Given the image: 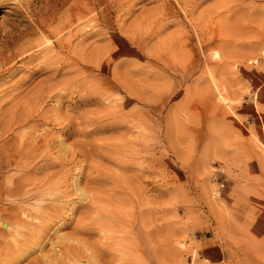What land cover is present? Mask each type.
<instances>
[{
	"label": "rangeland",
	"instance_id": "rangeland-1",
	"mask_svg": "<svg viewBox=\"0 0 264 264\" xmlns=\"http://www.w3.org/2000/svg\"><path fill=\"white\" fill-rule=\"evenodd\" d=\"M42 205L50 239L10 262ZM59 240L65 264H264V0H0V264Z\"/></svg>",
	"mask_w": 264,
	"mask_h": 264
},
{
	"label": "bare ground",
	"instance_id": "bare-ground-1",
	"mask_svg": "<svg viewBox=\"0 0 264 264\" xmlns=\"http://www.w3.org/2000/svg\"><path fill=\"white\" fill-rule=\"evenodd\" d=\"M69 127V126H68ZM66 129V128H65ZM94 131V130H93ZM87 150V149H86ZM91 150V149H90ZM125 150H126V148H125ZM85 151V150H84ZM34 152V151H33ZM81 152H82V150H81ZM80 152V153H81ZM72 153V152H71ZM90 153V152H89ZM66 154V153H65ZM79 154V153H78ZM83 154V153H82ZM26 155V154H25ZM84 155V157L85 158H87V155L86 154H83ZM93 155V154H92ZM90 156V155H89ZM72 158V157H71ZM74 160V159H73ZM77 160V159H76ZM86 160V159H85ZM89 160V159H88ZM75 161V160H74ZM73 162V161H72ZM46 164V163H45ZM45 166V165H44ZM97 166V165H96ZM95 166V167H96ZM49 167V166H48ZM98 167V166H97ZM102 168H104V167H102ZM40 169V168H39ZM100 169H101V166H100ZM99 170V169H98ZM105 170V169H104ZM97 171V170H96ZM101 171H103V170H101ZM82 172V171H81ZM98 173V172H97ZM99 173H100V171H99ZM98 173V174H99ZM102 173V172H101ZM103 173H104V171H103ZM83 175H84V173H82ZM94 174H96V173H94ZM94 174H93V176L92 175H90L91 177H88V181H89V184H91L90 183V181H92V183L93 182H98V180H103V178H101V177H98V175L97 176H94ZM106 174H108L107 172H106ZM103 175V174H102ZM100 176H101V174H100ZM77 177V176H76ZM83 177V176H82ZM82 177L79 179V181H82L83 179H82ZM114 177V176H113ZM19 179H23V177L22 178H20V177H18ZM32 178V177H31ZM49 178H50V175H47V177H46V179L44 180V181H40L41 183H42V188L44 187V186H47L48 184H49V182H48V180H49ZM112 178V177H111ZM18 179V180H19ZM78 179V178H77ZM82 179V180H81ZM108 179V178H107ZM127 179V178H126ZM17 180V179H16ZM25 180H26V178H25ZM24 180V181H25ZM27 182H29V180H30V178H27ZM55 180V179H54ZM117 179H115V181H116ZM58 181V180H57ZM78 181V180H77ZM76 181V182H77ZM119 181V180H118ZM19 182H20V180H19ZM21 182H23V181H21ZM20 182V183H21ZM26 182V183H27ZM37 181H35V183H36ZM39 182V181H38ZM37 182V183H38ZM50 182H51V180H50ZM102 182H104V181H102ZM102 182H99V183H101V185H102ZM129 182V181H128ZM16 183V182H15ZM94 183V184H95ZM19 184V183H18ZM32 184V183H31ZM30 184V185H31ZM38 184H40V183H38ZM80 183H78V184H76V185H79ZM104 184V183H103ZM128 184V183H127ZM16 185V184H15ZM26 185V184H25ZM29 184H27L26 186H28ZM74 185V184H73ZM14 186V185H13ZM32 186V185H31ZM31 186H29V187H31ZM36 186V185H35ZM72 186V185H71ZM97 186H98V184H97ZM103 186V185H102ZM28 187V188H29ZM40 187V186H39ZM92 187V186H91ZM91 187H90V189H91ZM95 187V186H94ZM114 187V186H113ZM116 187V186H115ZM28 188H27V190H28ZM34 188V187H33ZM32 188V189H33ZM41 188V189H42ZM62 188V187H61ZM107 188V187H106ZM24 189H26V187L24 188ZM23 189V190H24ZM32 189H29V190H32ZM35 190H37V188L35 187L34 188ZM76 189V188H75ZM92 189H94V188H92ZM103 189V188H102ZM28 190V191H29ZM34 190V191H35ZM76 190H78V191H82L81 190V188H79V186H77V189ZM106 190H108V189H106ZM106 190H105V192H106ZM115 190V189H114ZM114 190H110V191H114ZM11 191H13L15 194H17V196H19V195H22V194H25V193H23V191L21 190V188H20V190H19V188H17L16 186L15 187H13L12 189H11ZM25 191V190H24ZM40 191V190H39ZM39 191H38V193H39ZM44 191V190H43ZM87 191V190H86ZM90 191H93V190H90ZM97 191V190H96ZM32 192V191H31ZM88 193H89V191H87ZM119 192V191H118ZM30 193V192H29ZM33 193V192H32ZM36 193H37V191H36ZM87 193V194H88ZM107 193V192H106ZM13 194V193H12ZM14 194V195H15ZM90 194V193H89ZM105 194V193H104ZM122 194V193H121ZM38 195V194H37ZM81 195H84V192L82 191L81 192ZM114 195H116V193H114ZM16 196V195H15ZM27 196V195H26ZM28 196H29V194H28ZM33 196H34V194H33ZM67 196V195H66ZM102 196V195H101ZM101 196H99V197H101ZM21 197V196H20ZM23 197H24V195H23ZM98 197V198H99ZM118 197V196H117ZM27 198V197H26ZM30 198V197H29ZM28 198V199H29ZM36 198V197H35ZM22 200V199H21ZM26 200V199H25ZM37 200H38V198H37ZM55 200V199H54ZM101 200H103V199H101ZM15 201H17V200H15ZM19 201V200H18ZM27 201H29V200H27ZM40 201H42L41 199L39 200V202ZM96 201H97V199H96V197H92V203L94 204V205H97L96 204ZM104 201V200H103ZM25 202V201H24ZM45 202V201H44ZM98 202V201H97ZM107 202V201H106ZM18 203V202H17ZM21 203V202H20ZM55 203V202H54ZM91 203V202H90ZM25 204V203H24ZM24 204H22V205H24ZM27 204V203H26ZM29 204V203H28ZM12 205V204H11ZM44 205V204H43ZM42 205V206H43ZM46 205V204H45ZM88 205H90V204H88ZM108 205V204H107ZM18 206V205H17ZM34 206V205H33ZM36 206V205H35ZM39 206V205H38ZM37 206V207H38ZM40 206V207H38L39 208V210L37 211L38 213H35L34 215H33V217H30L31 219H33V220H35L34 222H32V221H28V220H25V219H23V218H19L18 217V215H15V214H13V218L12 219H15L16 218V220L15 221H17V223H27V224H29V226H30V233L29 234H27V235H19V233H21L22 231H20L18 234L16 233L15 234V236H14V240L16 239V241H17V246H16V243L14 244L16 247L14 248V246H13V252H12V256H11V259H12V261H10V262H14V263H16V262H18L19 260H20V258H23V257H27L29 254H31V249H32V246L34 247H37V245L39 244V245H42V243H43V241H48L47 240V234L49 233V231H51L50 230V228H49V224H48V221L51 219V218H53V217H61L62 215H63V209L61 208V207H59V208H56V209H53V207H51V205H47V206ZM60 206V205H59ZM99 206V205H98ZM102 206V205H101ZM100 206V207H101ZM8 207V206H7ZM20 207V206H19ZM32 207V206H31ZM89 207V206H88ZM103 207V206H102ZM35 208V207H34ZM49 209V210H51L52 211V213H44V210H46V209ZM55 208V207H54ZM99 208V207H98ZM97 208V209H98ZM106 208V207H105ZM9 209V208H8ZM94 209V208H93ZM31 210V209H30ZM106 210V209H105ZM16 213V212H15ZM46 214V215H45ZM11 215V214H10ZM106 215V214H105ZM108 216V215H107ZM24 217V216H23ZM58 218V219H59ZM92 218V217H91ZM94 218V217H93ZM61 219V218H60ZM100 219H103V218H100ZM11 220V218L8 220V222ZM12 221V220H11ZM14 221V222H15ZM103 221V220H102ZM82 222V221H81ZM79 224L77 225V226H75V228H74V233H86L87 231H90L91 230V228L92 227H89V225L88 224H82V223H80V222H78ZM93 223V222H92ZM96 223V222H95ZM102 223V222H101ZM15 224V223H14ZM99 224V223H98ZM16 225V224H15ZM101 225V224H100ZM4 227V226H3ZM10 227H11V225H10ZM12 228V227H11ZM25 228H28V226L27 227H25ZM22 229V228H21ZM29 229V228H28ZM93 229V228H92ZM24 230V229H23ZM26 230V229H25ZM27 231H29V230H27ZM25 233V232H24ZM16 235H19V237L20 238H16L17 236ZM74 235V234H73ZM76 236H78V235H76ZM79 236H81V235H79ZM3 237V236H2ZM11 237H13V236H11ZM69 237H71V235L69 236ZM6 238H8V236L6 237ZM74 238V241L76 240V239H78L77 237H73ZM3 239L5 240V238L3 237ZM64 240V239H66V240H69V239H72V238H67L66 236H61V240ZM82 239V238H81ZM61 240H59V242L57 241V244L56 245H54L55 243L53 242V249L54 248H56V246L61 242ZM80 240V239H79ZM83 241L85 240V239H82ZM6 241H7V239H6ZM80 242V241H79ZM78 242V243H79ZM85 242V241H84ZM9 243V242H8ZM45 243V242H44ZM73 243V242H72ZM7 244V243H6ZM69 244V243H68ZM73 244H76V245H74L73 246ZM72 245H65V249L67 250V251H65V253L67 252L68 254H64V255H61V256H57V251H60V249L59 250H56V249H52L53 251H54V255L53 256H50V257H48V256H46V259H44L45 261H46V263L47 264H65V259L66 258H68V257H70L71 259H73V258H75V256H76V251L77 250H79V248H77L78 246V244L77 243H73ZM38 245V246H39ZM59 246V245H58ZM80 246V245H79ZM96 246V245H95ZM95 246H93V248L95 247ZM42 247V246H41ZM5 248V247H4ZM8 248V247H7ZM59 248H61V250H63L62 248H64L63 246H59ZM92 248V249H93ZM97 246L95 247V249L94 250H92V253L90 254V256H97L96 255V253H97ZM2 249V248H1ZM35 248H33V250H34ZM100 249V248H99ZM12 250V249H11ZM68 250H69V252H68ZM89 250V249H88ZM96 250V251H95ZM35 251V250H34ZM87 251V250H86ZM96 252V253H95ZM59 253V252H58ZM61 253H63V252H61ZM9 254V253H8ZM10 255V254H9ZM99 256H100V254H99ZM3 257V256H2ZM1 257V258H2ZM10 257V256H9ZM91 257V258H92ZM7 258V257H6ZM45 258V257H44ZM69 258V259H70ZM94 258V257H93ZM79 259V258H78ZM4 260V259H3ZM3 260H1L2 262H3ZM9 260V259H8ZM76 260H77V258H76ZM75 261V260H74ZM95 261H96V259H95ZM43 262V261H42ZM42 262H38V263H36V264H44V263H42ZM85 262H87V261H85ZM4 263V262H3ZM45 263V264H46ZM83 263V262H82ZM8 264V263H7ZM100 264V263H99Z\"/></svg>",
	"mask_w": 264,
	"mask_h": 264
}]
</instances>
